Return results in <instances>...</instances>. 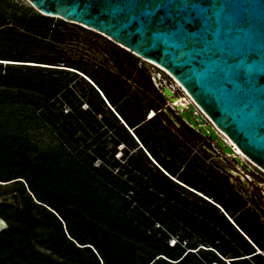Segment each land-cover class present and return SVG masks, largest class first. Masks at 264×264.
Segmentation results:
<instances>
[{
    "label": "trees",
    "instance_id": "1",
    "mask_svg": "<svg viewBox=\"0 0 264 264\" xmlns=\"http://www.w3.org/2000/svg\"><path fill=\"white\" fill-rule=\"evenodd\" d=\"M52 20L0 0V199L20 200L0 201V264H264L260 221L189 178L183 134L197 132L146 120L144 91L164 100L148 75L26 55Z\"/></svg>",
    "mask_w": 264,
    "mask_h": 264
},
{
    "label": "water",
    "instance_id": "2",
    "mask_svg": "<svg viewBox=\"0 0 264 264\" xmlns=\"http://www.w3.org/2000/svg\"><path fill=\"white\" fill-rule=\"evenodd\" d=\"M24 1L163 68L191 99L181 120L240 160L218 129L264 171V0ZM0 201L20 207L16 193Z\"/></svg>",
    "mask_w": 264,
    "mask_h": 264
},
{
    "label": "rangeland",
    "instance_id": "3",
    "mask_svg": "<svg viewBox=\"0 0 264 264\" xmlns=\"http://www.w3.org/2000/svg\"><path fill=\"white\" fill-rule=\"evenodd\" d=\"M20 1L28 4L24 0ZM36 24L39 23L37 22ZM58 25L57 18H53L52 21H46L43 27L48 31V36L44 41L43 50L33 51L32 48H29L25 52L26 55H32L37 52L40 54L41 59L46 56L48 59L65 61L66 63L82 61L93 68L97 66L99 69H107L113 73H118V68L114 66L113 62L114 59H117L120 61L123 71L131 75L130 84L133 85L134 80L142 82L145 76L148 75L152 86L162 96L163 87H170L174 90L176 96L184 93L164 70L143 61L133 54L131 57L125 56L120 47L115 46L116 44L106 37L86 29L81 30L69 23H66L65 26ZM135 60L136 66L134 68L133 62ZM139 71L142 72L139 73ZM86 80L89 81L85 77ZM71 85L75 86L74 82ZM84 89L86 92L89 91V87L86 85ZM144 95L146 96L144 98L145 109L148 107L145 116L146 120L149 119L152 112L154 114L159 113L158 117L162 125L166 126L174 136H177L179 131L182 130L179 121L181 117L171 107L169 100L163 96L164 100L162 102L151 90L144 91ZM105 104L108 105L106 101ZM151 107L152 109H150ZM82 108H87L86 104H83ZM66 111L67 108H65L64 112ZM120 123L122 122L120 121ZM183 141L186 145L185 150H183L186 164L192 168L189 170L200 175L197 176L190 172L189 178L205 193L214 194L225 203H231L234 207L232 212L236 216L245 215L254 223L259 220L264 229V206L261 204V201H264V172L240 156L238 161L236 157L226 156L212 140L198 133L184 132ZM122 146L120 145L117 148L116 157L118 158L123 154L121 151ZM146 156L147 158L149 157L148 154ZM241 161L244 164H241ZM197 195L201 197L200 193H197ZM188 196L191 200L195 199L201 203L198 198L192 195ZM225 218L227 220L230 219L227 215ZM230 220L229 222L232 223ZM66 237L68 238V235ZM173 241V238H171L169 244L173 243Z\"/></svg>",
    "mask_w": 264,
    "mask_h": 264
},
{
    "label": "bare ground",
    "instance_id": "4",
    "mask_svg": "<svg viewBox=\"0 0 264 264\" xmlns=\"http://www.w3.org/2000/svg\"><path fill=\"white\" fill-rule=\"evenodd\" d=\"M149 62V61H148ZM5 64H6V62H4ZM149 63H151V62H149ZM151 64H153V65H155L156 67H158V68H161V67H159L158 65H156V64H154V63H151ZM28 65H32V64H28ZM162 70H164L163 68H161ZM161 70V71H162ZM166 72V71H165ZM167 73V72H166ZM173 79V78H172ZM174 80V79H173ZM175 83H176V85L178 86V87H180V89L181 90H183V94H181L180 96H176L175 95V92H174V90H172L170 87H167L168 89H170V91H171V93H172V96L171 97H169V102H170V105H171V107L174 109V110H176V111H184L185 109H188V105L191 103V99H190V97L188 96V94L185 92V90L179 85V83H177L176 81H175ZM175 87V86H174ZM174 106H176V107H174ZM194 112H196V111H194ZM197 115H199V113H196ZM154 116V112H152L151 113V115H150V117H149V119L150 118H152ZM204 129H205V126H202ZM217 131H218V133H219V135L222 137V138H224L226 141H227V143H228V145H230V147L231 148H233L234 149V151H235V153H237V155H239L241 158H243V159H245L246 161H248V159L239 151V149L234 145V144H232L231 143V141H229L228 139H227V137L222 133V132H220L218 129H216ZM214 143H215V145L217 146V142L216 141H213ZM221 149V151H222V148H220ZM223 152V151H222ZM226 156H228V157H236V155L235 154H233L232 152H223ZM259 168V167H258ZM260 169V168H259ZM263 171V170H262ZM264 172V171H263ZM261 204L264 206V201H261ZM1 223V225H4V223L3 222H0ZM259 250V249H258Z\"/></svg>",
    "mask_w": 264,
    "mask_h": 264
},
{
    "label": "built area",
    "instance_id": "5",
    "mask_svg": "<svg viewBox=\"0 0 264 264\" xmlns=\"http://www.w3.org/2000/svg\"><path fill=\"white\" fill-rule=\"evenodd\" d=\"M203 115V114H202ZM204 116V115H203ZM205 117V116H204ZM256 253L261 255L264 258V251H260L258 249H256Z\"/></svg>",
    "mask_w": 264,
    "mask_h": 264
},
{
    "label": "clouds",
    "instance_id": "6",
    "mask_svg": "<svg viewBox=\"0 0 264 264\" xmlns=\"http://www.w3.org/2000/svg\"><path fill=\"white\" fill-rule=\"evenodd\" d=\"M88 79V78H87ZM91 83V82H90Z\"/></svg>",
    "mask_w": 264,
    "mask_h": 264
}]
</instances>
